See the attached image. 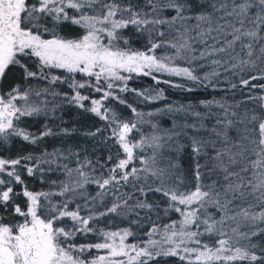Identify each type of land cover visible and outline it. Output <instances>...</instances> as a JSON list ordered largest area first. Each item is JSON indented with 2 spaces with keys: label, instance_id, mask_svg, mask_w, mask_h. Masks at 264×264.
<instances>
[{
  "label": "snow or ice",
  "instance_id": "6c2138e0",
  "mask_svg": "<svg viewBox=\"0 0 264 264\" xmlns=\"http://www.w3.org/2000/svg\"><path fill=\"white\" fill-rule=\"evenodd\" d=\"M64 25L82 34L62 35ZM129 28L131 37L123 34ZM206 67L211 71L201 74ZM10 74L18 82L0 90V143L72 135L75 127L54 131L45 123L37 134L17 123L55 118L68 105L104 122L84 136L119 151L96 160L71 148L0 158V264H150L160 257L264 264V84L253 83L264 80V0H0V84ZM134 74L187 92L218 90L223 77L231 90L259 87L260 94L145 113L118 93L155 102L165 99L163 89L129 88ZM109 100L132 118L123 119ZM160 114L170 126L157 121ZM72 159L75 167L63 162ZM56 172L63 179H50ZM25 173L47 190H31ZM142 211L146 220L170 212L179 219L162 228L153 222L142 244L127 243L135 235L130 228L90 227L110 215H135L130 223L137 224ZM89 233L101 242H74ZM92 250L104 254L88 258Z\"/></svg>",
  "mask_w": 264,
  "mask_h": 264
},
{
  "label": "trees",
  "instance_id": "16d2710c",
  "mask_svg": "<svg viewBox=\"0 0 264 264\" xmlns=\"http://www.w3.org/2000/svg\"><path fill=\"white\" fill-rule=\"evenodd\" d=\"M127 2V0H126ZM142 0H132L133 4L141 3ZM133 33V29L129 28L124 31L125 36L131 37ZM61 34L65 36H76L82 34V30L71 25H64L61 29ZM142 42L132 41V47L140 48ZM211 71L210 68H204L201 72ZM59 74V73H58ZM79 78V77H78ZM247 78V77H245ZM162 79H171L173 83L184 84L186 83L183 78L180 77H171L169 78L167 75H164ZM15 81V77L11 74L9 77L0 84V90L7 91L11 84ZM18 82V81H15ZM232 83H239L238 78L233 79ZM257 86L260 84H264V80L254 81ZM190 86V85H189ZM129 88L135 89H144V88H158L163 89V94L165 99L155 101V102H144L139 100L134 93H118L122 99L126 100L129 104H133L139 111L149 112L155 111L158 108H163L167 104H196L199 105V101L201 100H221V102L232 103L234 104L236 101L246 99V96L249 91L252 94H260L259 87L252 88H237L236 90H231L226 82L223 81V77L221 78V83L218 90L212 89H198L193 92L184 91L181 88L170 87L168 84L160 83L156 85L155 82L150 77L145 76H136L133 75V79L128 82ZM61 89L67 90L66 86H60ZM60 90V89H58ZM87 94V93H85ZM94 98H99V94H94ZM87 103V102H86ZM107 106L112 107L115 111L123 118L130 119L132 118L131 111L125 107L124 105L117 104L111 100L107 102ZM243 107H252L251 104L242 105ZM199 110L204 111L201 106ZM213 111H217V109L213 108ZM145 119H148L145 117ZM157 121L161 123L162 126L168 127L170 126V118L164 114H160L156 117ZM18 126L28 130L29 132L39 133L43 129V125L47 123L50 127L53 128L54 131H57L60 128H68L71 129L75 127L77 129L70 136L64 135H55L45 137L40 140L37 144H30L26 141H23L19 137H12L7 143H0V158L3 159H16L18 157L27 156L29 154L39 156L41 152L47 150L48 152H52L54 149H69L71 148L73 151L79 150L81 152V158L83 156H88L89 159L96 160L98 157H106L109 154V151L112 154H115L119 151L117 147L112 146V142L109 141L107 145L98 143L100 137L90 138L84 136L82 133L86 131H92L95 128L104 127L105 124L103 121L99 120L95 116L90 113H85L80 109H77L72 106L63 105L61 109H59L55 118L53 117H21L20 121L17 122ZM209 127L214 123V119L207 122ZM104 136L108 135V132L103 133ZM187 143V141H185ZM64 163H68L70 167H75V160H65ZM182 163L187 168L190 165V160L188 153L185 152L182 157ZM23 179L28 187L33 191L47 190V184H42L37 177H29L25 173L23 175ZM50 179H63V176L60 172H56L50 175ZM16 191H20V186H16ZM88 191L92 194H95L96 188L95 186H89ZM125 191H130V189H125ZM22 197L17 200L18 203H22ZM110 199V198H109ZM156 199H160V197H156ZM103 210V209H100ZM150 219H144L145 212H140V218L137 224H132L130 221L137 220L135 215L120 217L110 215L108 217H103L100 221L95 225H90V227H96L104 230L116 231L118 229L130 228L134 236L128 238L127 243H143L149 237L147 233L151 229L153 222L157 225H160L161 228L163 225L170 223L172 220H178L179 215L170 212L167 216H164L163 213L157 215V213H149ZM161 237L159 234L153 236L152 239L159 240ZM204 242L212 243L213 241L209 239L207 236L202 237ZM259 238H254V240ZM75 243L77 244H90L101 242V237L98 234L89 233L86 235H78L75 238ZM104 254L103 250H92L90 253H86L85 255L88 258L92 256ZM150 264H183V262L179 261L177 257H160L157 258L156 262H150Z\"/></svg>",
  "mask_w": 264,
  "mask_h": 264
},
{
  "label": "rangeland",
  "instance_id": "374dc122",
  "mask_svg": "<svg viewBox=\"0 0 264 264\" xmlns=\"http://www.w3.org/2000/svg\"><path fill=\"white\" fill-rule=\"evenodd\" d=\"M109 107V106H108Z\"/></svg>",
  "mask_w": 264,
  "mask_h": 264
}]
</instances>
